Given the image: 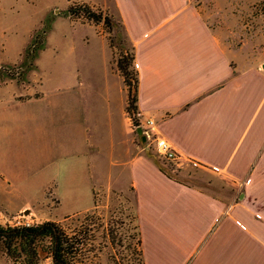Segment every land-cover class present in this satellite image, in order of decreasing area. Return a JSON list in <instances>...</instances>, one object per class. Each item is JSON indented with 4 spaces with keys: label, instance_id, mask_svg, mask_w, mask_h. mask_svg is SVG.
<instances>
[{
    "label": "crops",
    "instance_id": "0c3cea01",
    "mask_svg": "<svg viewBox=\"0 0 264 264\" xmlns=\"http://www.w3.org/2000/svg\"><path fill=\"white\" fill-rule=\"evenodd\" d=\"M113 1L133 47L138 120L144 127L153 120L152 135L178 155L173 162L207 174L226 193L170 177L134 153L127 88L116 62L109 71L101 68L97 81L64 68L68 76L55 91L38 80L39 66L22 88L5 78L0 64V192L52 185L61 204L72 184L87 183L88 205L57 209L80 212L93 205L103 172L122 161L135 194L143 264H264V57L224 45L192 0ZM10 39H0V52L9 51ZM25 45L0 63L18 61ZM30 206L0 204V212L26 214Z\"/></svg>",
    "mask_w": 264,
    "mask_h": 264
},
{
    "label": "rangeland",
    "instance_id": "374dc122",
    "mask_svg": "<svg viewBox=\"0 0 264 264\" xmlns=\"http://www.w3.org/2000/svg\"><path fill=\"white\" fill-rule=\"evenodd\" d=\"M192 1L199 5L224 45L260 53L264 57V0ZM0 3L4 5L0 10H4L6 14L3 15L8 17L1 20L0 30H3L0 32V39H12L7 41V53H14L26 43L18 61H4L0 64L18 72L14 80L22 88L32 82L31 73L28 72L35 66H39L38 80L46 88H54L53 91L68 76L65 71L60 70L69 66L79 68L82 72L80 76L86 81L89 76L96 81L100 80L103 76L101 68L106 67L109 71L113 65L111 62H116L119 50L131 49L113 0H0ZM83 6L100 14L102 19H88ZM70 8H74L73 11ZM42 15L44 18L40 17ZM105 17L108 22L104 20ZM38 19L42 21L37 24ZM7 53L0 52V56L5 57ZM7 59L13 58L7 56L5 60ZM261 67L264 69V61ZM131 68H134L133 64ZM5 78L10 79L7 75ZM60 92H56L55 96ZM121 95L118 87L116 97L119 102ZM56 106L60 109L59 113L65 111L61 100H58ZM139 124L142 132L147 130L143 123L139 121ZM136 127L131 121L130 134L135 154L138 152L147 156L164 171L187 184L226 193L223 191L225 186L220 187L216 182L214 184L207 174H199L196 170L188 171V167L156 155L152 147V135L143 142L136 133ZM30 131L31 127L28 128V132ZM52 131L47 121L44 135L49 141ZM100 140L103 141L104 138ZM26 145H29V140ZM103 154H106V150ZM114 163L116 167L103 172L104 179L94 184L93 205L80 212L59 213L78 211L90 203V186L87 183L72 184L69 192L61 194V204L58 195L53 192L55 186L52 185H27L21 193L11 190L15 188L0 192V204L6 208L31 205L26 214L22 211L11 215L0 212V227H17L25 222L37 225L52 221L75 245L69 254L72 264H143L139 251L141 248L137 244L138 235L134 229L136 203L129 170L121 167L122 161ZM43 189L47 191L44 198L40 199L43 197ZM5 198L10 200L5 201ZM36 206L42 209L37 210ZM45 246L50 248V243H45ZM43 255L45 253L41 252L40 258ZM50 257L39 259V264H51ZM19 261H14L6 253L3 239H0V264H21Z\"/></svg>",
    "mask_w": 264,
    "mask_h": 264
},
{
    "label": "trees",
    "instance_id": "16d2710c",
    "mask_svg": "<svg viewBox=\"0 0 264 264\" xmlns=\"http://www.w3.org/2000/svg\"><path fill=\"white\" fill-rule=\"evenodd\" d=\"M84 14L88 19L100 21L101 15L91 11L90 8L83 6ZM74 8H70L73 11ZM72 13V12H71ZM104 20L108 22L105 17ZM133 47L131 49L121 48L119 55L116 57V67L123 77L127 88L126 112L134 125H139L137 117V72L131 68L133 63ZM161 170H163L160 167ZM164 171V170H163ZM172 177L169 173L165 172ZM134 229L138 235L137 244L140 246V233L137 222L136 211H134ZM0 239H3L6 253L14 260L21 264H39V259L51 256V264H72L69 257L75 246L72 239L63 232L59 226L52 221H46L37 225L17 226L3 228L0 227ZM50 243V248L44 247L45 242ZM140 254L141 250L139 249ZM41 252L45 253L42 258ZM142 256V254H141ZM143 263V261H142Z\"/></svg>",
    "mask_w": 264,
    "mask_h": 264
},
{
    "label": "built area",
    "instance_id": "2783aa9c",
    "mask_svg": "<svg viewBox=\"0 0 264 264\" xmlns=\"http://www.w3.org/2000/svg\"><path fill=\"white\" fill-rule=\"evenodd\" d=\"M153 124V120H147V125L149 127H147V130H144L143 132L145 138H148L152 135L151 129ZM152 146L155 149L156 153L166 160L174 161L178 158L176 151L164 137L152 135ZM190 162L194 166L198 165V162L195 160H191ZM21 225L29 226L30 224L29 222H25Z\"/></svg>",
    "mask_w": 264,
    "mask_h": 264
},
{
    "label": "flooded vegetation",
    "instance_id": "af4514ba",
    "mask_svg": "<svg viewBox=\"0 0 264 264\" xmlns=\"http://www.w3.org/2000/svg\"><path fill=\"white\" fill-rule=\"evenodd\" d=\"M2 69L6 70L7 72V76L10 77V78H15V76L17 75L18 72L16 71H13L12 69L8 68V67H3ZM21 226H25V225H21Z\"/></svg>",
    "mask_w": 264,
    "mask_h": 264
},
{
    "label": "water",
    "instance_id": "95a60500",
    "mask_svg": "<svg viewBox=\"0 0 264 264\" xmlns=\"http://www.w3.org/2000/svg\"><path fill=\"white\" fill-rule=\"evenodd\" d=\"M136 133L141 137V140L144 142L146 140L143 132H142V126L139 124L137 125V127L135 128Z\"/></svg>",
    "mask_w": 264,
    "mask_h": 264
}]
</instances>
